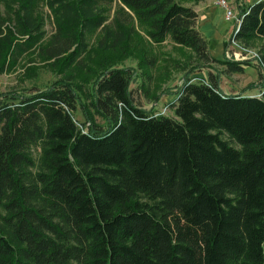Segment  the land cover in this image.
<instances>
[{
    "label": "trees",
    "instance_id": "trees-1",
    "mask_svg": "<svg viewBox=\"0 0 264 264\" xmlns=\"http://www.w3.org/2000/svg\"><path fill=\"white\" fill-rule=\"evenodd\" d=\"M42 1L54 14L49 49L71 63L68 49L102 25L96 6L110 0H11L1 65L38 41ZM120 1L155 43L168 36L227 73L248 64L210 56L191 6ZM238 18L235 40L264 38V0L239 6ZM255 66L259 96L223 93L208 72L183 79L170 116L134 102L132 69L107 67L94 77L81 127L67 80L0 92V264H264V70ZM35 144L40 166L31 172Z\"/></svg>",
    "mask_w": 264,
    "mask_h": 264
},
{
    "label": "rangeland",
    "instance_id": "rangeland-1",
    "mask_svg": "<svg viewBox=\"0 0 264 264\" xmlns=\"http://www.w3.org/2000/svg\"><path fill=\"white\" fill-rule=\"evenodd\" d=\"M175 1L200 11L208 8L206 22L212 24L217 35L209 38V51L214 56L222 38L225 45L221 43L222 52L219 57L235 62H248L242 72L231 74L224 71L222 64L200 62L189 48L174 43L168 36L159 43L151 41L146 25L139 22L120 0H110L96 6L104 17L102 25L84 36L80 49L75 45L71 46L68 51L73 56L72 62L63 63L65 53H53L54 51L49 49L51 39L53 40L56 33L54 14L42 1L37 3L33 12L35 20L41 23V35L29 48L7 56L5 63L0 64V92L29 94L46 88L58 79L67 80L75 87L77 102L71 114L78 127H81L84 121V109L88 107L94 77L107 67L121 66L132 69L134 76L129 84L132 98L138 106L154 114L170 116L172 109L169 104L173 102L183 79L197 81L201 79V75L207 77L208 72L211 73L208 68L215 73H211L214 77L217 75L227 93L232 92L229 88L236 83L237 86L242 85L240 89L244 91L241 93L239 90L237 93L259 96V76L255 58L264 49V38L258 37L247 42L230 41L239 6H246L257 0H225L233 14L230 20L223 18V11L215 4L216 0ZM211 4L212 8H209ZM15 6L11 0H0V36L6 33L7 26L13 28ZM118 24L121 25L120 29ZM119 36L121 38H118ZM248 84L252 86L243 90ZM94 121L100 126V130L105 128L106 123L99 116L95 115ZM222 137L227 139L224 135ZM40 152L38 144L30 147L33 165L28 169L31 172L39 169ZM138 199L145 201L141 196H138ZM3 214L0 206V217Z\"/></svg>",
    "mask_w": 264,
    "mask_h": 264
},
{
    "label": "crops",
    "instance_id": "crops-1",
    "mask_svg": "<svg viewBox=\"0 0 264 264\" xmlns=\"http://www.w3.org/2000/svg\"><path fill=\"white\" fill-rule=\"evenodd\" d=\"M214 5V4H213ZM187 6H189V5H187ZM217 7V6H216ZM193 8V7H192ZM209 8H212V4H211V6L209 7ZM194 9V8H193ZM208 9V8H207ZM206 8H203L202 9V11H200L199 9H194V11H196V13H197V22H196V25H197V28H198V30L202 33V35L204 36V38H205V40L207 41V44H208V42H209V38L211 37H213L214 35L215 36H217L216 34H215V28L213 27L212 28V24L211 23H207L206 21H207V12H206V10H207ZM204 12V13H203ZM203 14V15H202ZM205 14V15H204ZM222 41H223V39L221 38V42H220V44H219V46H218V51H217V53L213 56L212 55V53L209 51V53H210V56H212V57H214L215 59H219V60H222L219 56H220V54H221V52H222V47H221V43H222ZM223 68H224V66H222ZM243 69H244V67H243ZM208 71H210L212 74H215L214 72H212V70L210 69V68H208ZM223 72V71H222ZM206 73V72H205ZM232 74V73H231ZM221 77V76H220ZM201 79H206L207 77L204 75H201V77H200ZM218 87H219V89L223 92V93H227V90L222 86V82L219 80V82H218ZM242 87V85H240V86H237L236 85V83L233 85V87H230L229 89H231V91L232 92H229V93H237V91H239V90H241L240 88ZM242 92H244V91H242L241 90V93ZM238 93H240V92H238ZM248 96H250V95H248ZM176 97V96H175ZM174 99V98H173ZM172 99V100H173Z\"/></svg>",
    "mask_w": 264,
    "mask_h": 264
},
{
    "label": "built area",
    "instance_id": "built-area-1",
    "mask_svg": "<svg viewBox=\"0 0 264 264\" xmlns=\"http://www.w3.org/2000/svg\"><path fill=\"white\" fill-rule=\"evenodd\" d=\"M215 4H217L221 9H222V11H223V18L225 19V20H230L231 19V17L233 16V14H232V12H231V9H230V6H229V3L227 2V1H225V0H216L215 1ZM235 27H234V29L232 30V32H231V34H230V38H231V42L233 43L234 42V38H233V32H234V30L236 29V26H237V24H238V22H239V18L237 17V18H235ZM259 56H260V54H258V56H256V64L257 65H259L260 66V68H262V70H264V65L261 63V61H260V59H259ZM226 57H228V55L226 56ZM225 60H231V61H233L232 59H229V58H225ZM235 60V59H234Z\"/></svg>",
    "mask_w": 264,
    "mask_h": 264
}]
</instances>
